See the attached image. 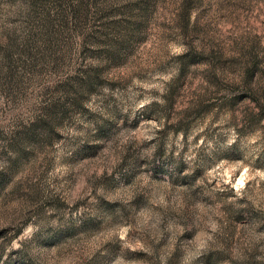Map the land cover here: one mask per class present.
I'll return each mask as SVG.
<instances>
[{
  "label": "rangeland",
  "instance_id": "374dc122",
  "mask_svg": "<svg viewBox=\"0 0 264 264\" xmlns=\"http://www.w3.org/2000/svg\"><path fill=\"white\" fill-rule=\"evenodd\" d=\"M0 264H264V0H0Z\"/></svg>",
  "mask_w": 264,
  "mask_h": 264
}]
</instances>
